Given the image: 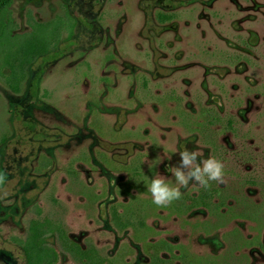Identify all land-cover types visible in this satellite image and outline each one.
I'll list each match as a JSON object with an SVG mask.
<instances>
[{
	"label": "rangeland",
	"instance_id": "374dc122",
	"mask_svg": "<svg viewBox=\"0 0 264 264\" xmlns=\"http://www.w3.org/2000/svg\"><path fill=\"white\" fill-rule=\"evenodd\" d=\"M9 11L17 33L31 30L28 13L75 28L20 93L0 78V264H27L20 240L44 218L107 264H145L160 245L174 264H264V0H14ZM185 149L221 161L224 182L155 205L151 179L177 186ZM208 188L211 208H191ZM43 242L75 264L56 235Z\"/></svg>",
	"mask_w": 264,
	"mask_h": 264
},
{
	"label": "trees",
	"instance_id": "16d2710c",
	"mask_svg": "<svg viewBox=\"0 0 264 264\" xmlns=\"http://www.w3.org/2000/svg\"><path fill=\"white\" fill-rule=\"evenodd\" d=\"M13 1L0 0V78L13 93L18 94L28 78L29 67L36 59L49 55L56 49L64 39L65 32L68 34L67 38L72 37L75 22L70 18L71 21L67 23L59 17L42 23L28 13L27 22L31 30L26 33H17L18 26L9 11ZM158 20L165 23L171 20V16L159 14ZM0 176L4 177V174L0 172ZM202 201L204 206L209 207L205 199ZM49 233L56 234L62 248L83 264L103 263V258L93 246L82 249L81 246L69 240L61 223L44 218L31 220L26 238L20 240L27 264H59L56 250L42 244Z\"/></svg>",
	"mask_w": 264,
	"mask_h": 264
},
{
	"label": "clouds",
	"instance_id": "9594fccd",
	"mask_svg": "<svg viewBox=\"0 0 264 264\" xmlns=\"http://www.w3.org/2000/svg\"><path fill=\"white\" fill-rule=\"evenodd\" d=\"M179 163L171 166L170 171L175 177L177 186H170L167 178L157 175L151 179L148 191L152 195L153 203L157 206H167L182 196L181 187L187 188L190 183L207 187L209 181L224 182V165L221 161L209 157L201 158L198 150L185 149L179 152ZM0 176V184L4 182Z\"/></svg>",
	"mask_w": 264,
	"mask_h": 264
},
{
	"label": "flooded vegetation",
	"instance_id": "af4514ba",
	"mask_svg": "<svg viewBox=\"0 0 264 264\" xmlns=\"http://www.w3.org/2000/svg\"><path fill=\"white\" fill-rule=\"evenodd\" d=\"M228 126L231 128L232 127V122L231 121H229L228 122ZM217 194H218V191L217 190H213L212 188H208V189H206L205 191H204V193H202L198 198H194L193 199V201H192V207L191 208H211V206H212V204H213V200H214V198L217 196ZM206 200L207 202H208V204H209V207H206V206H204L203 205V201L202 200ZM113 216H114V219L117 221V223H119V224H121V221H120V216H119V214L117 213V211L116 210H114L113 211ZM50 219V218H49ZM60 223V222H59ZM62 224V223H61ZM63 225V224H62ZM63 227H64V229H65V231H66V233H67V236H68V238H69V240H71L72 242H74V243H76V244H78L79 246H81L82 247V249H87L88 248V246H93L96 250H97V252L99 253V255L103 258V263L102 264H107L108 263V260H107V258L105 257V256H103L102 255V253L100 252V250L93 244V243H88L85 247L82 245V244H80V243H78V242H76V241H73L71 238H70V236H69V234H68V232H67V230H66V228H65V226L63 225ZM49 235H56V234H53V233H49V234H47L46 236H45V238L47 237V236H49ZM26 238V237H25ZM24 238V239H25ZM44 238V239H45ZM56 238H57V240H58V237H57V235H56ZM44 239H43V241H44ZM42 241V244H45L44 242ZM58 243H59V241H58ZM161 244H163V243H161ZM45 245H47V244H45ZM48 246H50V247H52V248H54L55 250H56V252L58 253V256H59V264H62L61 262H60V254H59V252H58V250L54 247V246H51V245H48ZM59 246L61 247V249L65 252V253H67L69 256H70V258L75 262V264H83L79 259H77L75 256H73L71 253H69V252H67V251H65L63 248H62V246H61V244L59 243ZM22 248V247H21ZM164 252H169V250L167 251L166 250V247H165V245H160L159 247H156V246H153V247H150L149 249H148V259H147V261H146V263L145 264H174V261H175V258L174 257H172V256H170V257H166V256H164L163 255V253ZM170 253V252H169ZM25 254V253H24ZM26 258V257H25Z\"/></svg>",
	"mask_w": 264,
	"mask_h": 264
}]
</instances>
